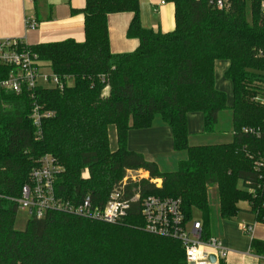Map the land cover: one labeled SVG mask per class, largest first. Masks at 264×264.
<instances>
[{
  "label": "trees",
  "instance_id": "obj_1",
  "mask_svg": "<svg viewBox=\"0 0 264 264\" xmlns=\"http://www.w3.org/2000/svg\"><path fill=\"white\" fill-rule=\"evenodd\" d=\"M169 1L175 4L176 24L162 32L142 25L140 0H87L74 11L85 16L84 42L30 46L66 87H38L35 98L32 92L0 88V264H188L180 241L145 230L139 205L117 224L48 212L43 219L31 216L26 229L17 230L18 199L45 155L62 167L56 187L66 200L91 195L105 201L127 170H142L163 181L157 189L141 180L144 195L181 199L188 221L195 209L210 216L209 188L216 186L224 219H234L247 202L264 223V103L257 101L264 96L260 2L231 0L219 10L211 5L214 0ZM125 12L134 14L127 36L140 44L133 52L113 53L108 19ZM218 61L229 62L225 78L233 86L232 106L217 87ZM35 103L47 113L40 138L31 117ZM227 110L233 121L229 143L190 144L189 114L202 113L205 134H213ZM156 122L171 128L174 151L187 154L175 172L161 171L128 147L132 129ZM110 126L116 127L115 151ZM248 128L261 129V136L247 133ZM252 249L263 253L264 242L253 239Z\"/></svg>",
  "mask_w": 264,
  "mask_h": 264
},
{
  "label": "built area",
  "instance_id": "obj_2",
  "mask_svg": "<svg viewBox=\"0 0 264 264\" xmlns=\"http://www.w3.org/2000/svg\"><path fill=\"white\" fill-rule=\"evenodd\" d=\"M253 3L255 0H245ZM264 13V0H258ZM231 0H214L211 5L219 10L230 6ZM161 4H166L165 0ZM38 24L28 19V28L36 29ZM258 56L264 57V51L259 50ZM45 66L37 52L30 45L18 39L0 40V88L2 90L22 94L32 92L38 87H53L63 90L66 84L51 69L46 72ZM72 80L67 82L70 86ZM257 101L264 103V96ZM47 113L41 105L35 103L32 108V120L37 128L38 137L42 135V120ZM247 133L261 136V129L248 128ZM62 167L51 155H45L40 165L30 175L18 199L19 209L28 210L30 217L43 219L48 212H62L93 221L117 224L122 222L134 205H139L145 221V230L151 234L172 238L182 243L188 264H215L211 262L214 256L216 263L225 261L231 251L216 237H206L201 221L186 219L181 199L161 197L155 194L144 195L140 184L145 179L161 189V179H150L142 170H127L123 180L113 189L105 201L96 200L88 195L84 198L63 199L56 187L58 175ZM88 175L85 171L84 176ZM243 229L252 232V227L243 225Z\"/></svg>",
  "mask_w": 264,
  "mask_h": 264
},
{
  "label": "crops",
  "instance_id": "obj_3",
  "mask_svg": "<svg viewBox=\"0 0 264 264\" xmlns=\"http://www.w3.org/2000/svg\"><path fill=\"white\" fill-rule=\"evenodd\" d=\"M161 1L140 0L142 25L148 29L170 32L176 24L175 4L165 0L166 4L162 5ZM86 2L87 0H0V40L18 39L30 46L67 39L84 42L86 39L85 16L83 13H74V11L82 10ZM133 17L134 14L129 12L109 16L110 46L113 53H128L138 48L139 40L127 36ZM28 19L35 21L38 27L34 30L29 29ZM228 68L227 61L220 66L224 75ZM220 80L221 77L217 80V87L224 90L225 87L222 85H229V81H225L220 86ZM230 117L232 119L231 111ZM226 118L228 119L229 116ZM218 124H220V116ZM188 128L191 145L201 146L206 143L204 137L207 134L204 131L202 113L188 115ZM170 137L173 141L171 128L156 122L147 129H132L129 132L130 146H128L130 150L154 160L153 154L164 149L165 138ZM225 138L227 137L219 140H226ZM228 138L232 140V135ZM240 207L241 211L234 219H224L220 213V200H217L214 205H211L212 211L209 217L203 215L195 219L203 223L205 236L220 239L231 251L225 261L215 264H264V252L257 253L252 249L253 239L264 242V223L257 220L256 215L250 211L249 204ZM215 208L218 209L217 212ZM243 225L252 227V232L245 231Z\"/></svg>",
  "mask_w": 264,
  "mask_h": 264
},
{
  "label": "rangeland",
  "instance_id": "obj_4",
  "mask_svg": "<svg viewBox=\"0 0 264 264\" xmlns=\"http://www.w3.org/2000/svg\"><path fill=\"white\" fill-rule=\"evenodd\" d=\"M224 63H225V61H220L219 63L216 64V79L218 80L221 77V80L219 81L220 86L223 83H225V81H229L225 78V75L223 74V72H221L222 70L220 69V66H222ZM49 71H50V68L47 67L46 72L50 73ZM228 83H229V85L226 86V84H223L222 86L225 87L223 91L226 92V94H227L228 105L232 106V104H233L232 84L230 81ZM70 84L72 85L73 82H71ZM48 86L53 87V84H49ZM109 93H110V89H107L105 92V95H109ZM230 111H223L220 114V124H218L216 126L215 133L205 135L204 141L206 143L204 145L225 144V143H229L231 141L230 140L231 138H228V136L230 137V135H232V132H233V122H232V119L230 117ZM226 116H229V118L227 119ZM226 134H228V135L226 136ZM222 137L223 138L227 137V138H225L226 140H219V139H222ZM202 139H203V137H202ZM135 142H134V145H135ZM138 142H140V140H138ZM110 147L113 151H115L118 148L117 133H116V127L115 126H110ZM153 155H154L153 156L154 160H150L146 156L145 157L148 160L157 163L159 166V169L163 172H175V171H177L178 162L181 159H185L187 157L186 152H175L173 150V141H172L171 137L165 138V148L160 149L158 152L154 153ZM144 173H147V172H144ZM145 175H149V173H147ZM149 177H150V175H149ZM217 200H219L218 188L216 186L210 187L209 188L210 206L214 205ZM244 204H248V203L242 202L240 204V206H242ZM215 211L217 212L218 209L215 208ZM202 216H203V213L200 210L195 209L193 211L191 223L189 224V226L193 223V221L195 219L200 218ZM30 218L31 217H30L28 210L19 209V212L17 214V219H16V229L19 231H24L27 227V224H28V221Z\"/></svg>",
  "mask_w": 264,
  "mask_h": 264
},
{
  "label": "water",
  "instance_id": "obj_5",
  "mask_svg": "<svg viewBox=\"0 0 264 264\" xmlns=\"http://www.w3.org/2000/svg\"><path fill=\"white\" fill-rule=\"evenodd\" d=\"M210 260H211L212 263H216V259H215L214 256H212Z\"/></svg>",
  "mask_w": 264,
  "mask_h": 264
}]
</instances>
